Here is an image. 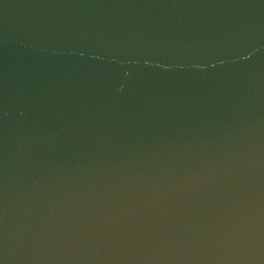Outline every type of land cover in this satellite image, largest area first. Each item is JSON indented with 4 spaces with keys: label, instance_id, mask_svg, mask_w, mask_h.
<instances>
[{
    "label": "water",
    "instance_id": "95a60500",
    "mask_svg": "<svg viewBox=\"0 0 264 264\" xmlns=\"http://www.w3.org/2000/svg\"><path fill=\"white\" fill-rule=\"evenodd\" d=\"M0 264H264V0H0Z\"/></svg>",
    "mask_w": 264,
    "mask_h": 264
}]
</instances>
